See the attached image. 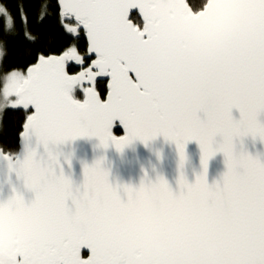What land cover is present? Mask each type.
Returning a JSON list of instances; mask_svg holds the SVG:
<instances>
[{
	"label": "snow or ice",
	"instance_id": "obj_1",
	"mask_svg": "<svg viewBox=\"0 0 264 264\" xmlns=\"http://www.w3.org/2000/svg\"><path fill=\"white\" fill-rule=\"evenodd\" d=\"M31 4L0 2V62L14 40L28 61L0 74V116L25 113L20 151L0 147V189L12 193L0 201V264H264V161L244 148L264 143V0H42L36 23L57 13L55 50ZM158 137L178 153L176 190L147 173L114 185L103 157L79 184L65 174L60 147L77 139L123 152ZM218 153L226 171L209 184Z\"/></svg>",
	"mask_w": 264,
	"mask_h": 264
},
{
	"label": "water",
	"instance_id": "obj_2",
	"mask_svg": "<svg viewBox=\"0 0 264 264\" xmlns=\"http://www.w3.org/2000/svg\"><path fill=\"white\" fill-rule=\"evenodd\" d=\"M55 1V0H54ZM132 15H137V10H132ZM22 110V109H20ZM24 111V110H23ZM264 120V115L261 116ZM117 129L120 134H114ZM22 131V127H21ZM21 132L18 135V151L21 145ZM113 135L117 137L123 136V128L117 122L113 127ZM98 141L95 138H81L67 145H62L60 151L64 154L71 155V167L64 164L66 175H70L74 183L79 184L83 180V165H91L95 160L103 157L104 167L109 171V180L115 184H128L138 187L141 180L147 173L148 178L153 181L157 176H163L169 185L176 190L177 180L180 175L179 156L175 145L164 141L162 137H158L152 141L149 146L145 147L143 143L136 141L131 146L118 152L114 147L103 149L96 147ZM239 147V145H238ZM244 148L253 156H259L264 161V143L259 140L253 141L251 137L244 140ZM160 157H157V153ZM16 153V154H17ZM187 162L184 166V174L189 182L195 180L196 175L201 171L200 166V150L195 142H190L186 146ZM63 160V157L61 158ZM6 170V162L0 161V176H3ZM226 167L222 153H218L210 162L208 167L207 179L212 184L221 179ZM11 189L5 185L0 189V201L6 200L11 195ZM26 202L33 198V194L25 192ZM82 254L87 255L88 250L82 249Z\"/></svg>",
	"mask_w": 264,
	"mask_h": 264
},
{
	"label": "trees",
	"instance_id": "obj_3",
	"mask_svg": "<svg viewBox=\"0 0 264 264\" xmlns=\"http://www.w3.org/2000/svg\"><path fill=\"white\" fill-rule=\"evenodd\" d=\"M7 4L9 8H15L16 0H0ZM42 0H32L30 12L33 24L39 29V34L44 36L48 42L49 47L53 50L64 44L63 36L59 30L57 13L50 8L49 15L46 16L39 24L36 23V18L39 12ZM195 0H190V4ZM49 3L54 4V0H49ZM137 19V17H136ZM71 41H69L70 43ZM28 61L25 59V45L22 40H14L8 44V55L3 59L0 67V74L11 72L17 68L26 66ZM25 120V113L23 110H6L1 118L0 127V147L5 153L15 155L18 149V135L21 132L22 124ZM114 134H120L117 129Z\"/></svg>",
	"mask_w": 264,
	"mask_h": 264
},
{
	"label": "clouds",
	"instance_id": "obj_4",
	"mask_svg": "<svg viewBox=\"0 0 264 264\" xmlns=\"http://www.w3.org/2000/svg\"><path fill=\"white\" fill-rule=\"evenodd\" d=\"M151 247L154 248V250L157 251V252H164V251H166L165 246L163 244L159 243V242H156ZM212 251H213V249L209 248V253H211ZM2 259L4 261V264H10V261L8 260L7 257H3Z\"/></svg>",
	"mask_w": 264,
	"mask_h": 264
},
{
	"label": "rangeland",
	"instance_id": "obj_5",
	"mask_svg": "<svg viewBox=\"0 0 264 264\" xmlns=\"http://www.w3.org/2000/svg\"><path fill=\"white\" fill-rule=\"evenodd\" d=\"M1 63H2V62H0V67H1ZM6 110H10V108H9V109H6ZM6 110H5V111H6ZM2 115H3V114H2ZM1 118H2V116H0V127H1ZM0 130H1V129H0Z\"/></svg>",
	"mask_w": 264,
	"mask_h": 264
},
{
	"label": "bare ground",
	"instance_id": "obj_6",
	"mask_svg": "<svg viewBox=\"0 0 264 264\" xmlns=\"http://www.w3.org/2000/svg\"><path fill=\"white\" fill-rule=\"evenodd\" d=\"M17 151H18V149H17ZM16 153H17V152H16ZM16 153H15V154H16ZM6 154H7V153H6Z\"/></svg>",
	"mask_w": 264,
	"mask_h": 264
}]
</instances>
